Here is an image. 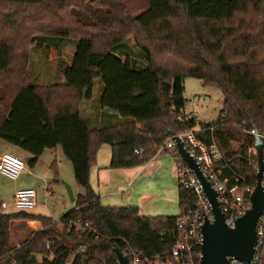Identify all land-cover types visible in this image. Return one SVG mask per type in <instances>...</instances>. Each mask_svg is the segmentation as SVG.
<instances>
[{"label":"trees","instance_id":"obj_1","mask_svg":"<svg viewBox=\"0 0 264 264\" xmlns=\"http://www.w3.org/2000/svg\"><path fill=\"white\" fill-rule=\"evenodd\" d=\"M147 2V10L131 16L121 0H0V143L29 153L30 167L44 150L59 147L84 189L57 222L27 211L0 213V264H116L115 250L127 246L169 254L175 221L195 205L194 196L179 184L176 216L101 205L89 169L102 144L111 147V169L130 168L153 158L171 133L192 131L221 152L213 170L223 184L255 185L249 131H264V0ZM52 38H60L57 56L68 41L78 42L70 64L57 66L63 81L43 85L29 70V54ZM129 38L141 58L117 53ZM186 77L221 90L216 120L195 128V118L184 115ZM95 79L103 84L100 106L115 111L119 122L89 129L79 105L91 99ZM19 220L42 227L15 247L11 229ZM75 222L87 224L86 231L77 232ZM79 245L84 250L77 253ZM258 264H264V224Z\"/></svg>","mask_w":264,"mask_h":264},{"label":"rangeland","instance_id":"obj_2","mask_svg":"<svg viewBox=\"0 0 264 264\" xmlns=\"http://www.w3.org/2000/svg\"><path fill=\"white\" fill-rule=\"evenodd\" d=\"M121 3L127 7L128 13L131 16H137L148 8L147 0H121ZM59 39L60 38H52L51 40L53 41L46 40L45 46H33L30 49L29 70L31 74L35 76L36 81L40 84L48 85L59 82L61 79L60 75L57 73L58 64L61 61L64 63H69L71 61L78 40L72 39L68 41L61 49L62 52L60 51L61 53L57 56L54 44ZM116 51L120 55H129L137 59L142 57L140 50L134 45L131 38L123 41ZM183 84L184 96L186 99L183 112L185 116L195 118V128H198L200 123H209L216 120L223 103L221 90L216 86L204 84L200 79L193 77H186ZM102 87L103 84L101 79H95L93 82L94 92L92 102L98 103L100 101ZM80 115L85 121V124H87L85 119L86 116L82 110H80ZM87 126L89 125L87 124ZM261 133H264V131ZM56 151L58 152V157L56 159L55 170L58 171L59 177H56L55 171L50 168L52 163L55 162V158L52 156L50 149L44 150L39 157V160L36 163L37 170L36 172L34 171V176H30L27 172H23L16 180H9L0 175V202L4 201L7 203V208L4 210V213L19 212V210L13 205L14 191L20 188L21 185L25 186L33 180L38 181V186L33 187L35 182L32 185L37 192V205L31 210H27V212L48 216L51 217L53 221L57 222L63 214L74 207L67 194L65 184L71 187L74 196L83 194L84 189L78 186L75 182L70 162L64 157L59 149ZM100 153V160L105 156H108L103 152ZM158 155L165 159L167 170L164 179L166 180L165 183L168 184V188L166 187L165 189L166 192H168V195L166 194L165 196H168L169 199L167 202H162L159 198H156L148 205L151 212H153L154 204H156L161 207L165 206L161 211L163 214L178 215L180 213L177 202L179 182L175 176V162L173 157L167 151L158 153ZM19 157L24 161L23 157L20 155ZM24 162H26V168L28 167L32 170L35 167L27 165V161ZM157 178V174H150L148 177V188L150 191L156 193L159 189L155 181ZM43 183L47 190L43 189V185H41ZM45 192H48L46 196ZM25 225H27V221L19 220L14 222V226L11 229L12 246L18 247L20 241H23L29 234L30 231H27V226ZM41 258L42 256L40 255L36 256L38 261H40Z\"/></svg>","mask_w":264,"mask_h":264},{"label":"built area","instance_id":"obj_3","mask_svg":"<svg viewBox=\"0 0 264 264\" xmlns=\"http://www.w3.org/2000/svg\"><path fill=\"white\" fill-rule=\"evenodd\" d=\"M249 133L253 137L258 135L264 142V133L254 129L249 131ZM176 135L180 138L183 147L194 158L203 175L217 193V204L223 215L225 224L229 228H233L235 221L251 207L250 196L255 185L227 187L218 179L213 170V165L222 160V154L217 146L214 143L205 145L199 142L192 131H186ZM161 149H165L173 157L178 182L192 193L195 198V205L178 215L175 221V226L178 231L177 241L168 255L157 253L147 254L127 246L125 251H123L127 259L126 264H200L201 245L203 241L201 227L205 219H208L209 222L213 221L211 206L199 180L178 153L172 136L163 142L159 150ZM25 166L26 164L23 159L13 153L3 152L0 154V175L9 180H16L24 171ZM262 186L264 188V174ZM36 197L37 194L34 188L17 189L13 195V205L19 211L31 210L37 204ZM5 207L6 203H1V208ZM263 224L264 214L257 224V235L259 239L251 262H242L234 257H228L227 259L230 264H258V252L262 245ZM74 225L77 232L83 233L86 231L87 224L83 225L75 222ZM83 250L84 246L79 245L76 252H83ZM67 264L70 263L68 262Z\"/></svg>","mask_w":264,"mask_h":264},{"label":"crops","instance_id":"obj_4","mask_svg":"<svg viewBox=\"0 0 264 264\" xmlns=\"http://www.w3.org/2000/svg\"><path fill=\"white\" fill-rule=\"evenodd\" d=\"M68 64H70V62ZM61 81L63 80L61 79ZM93 92L94 91L92 88L91 99L82 100L79 105V114H80V110L84 112L86 116L85 118L86 123L89 125L88 128L98 129L101 127L110 126L112 124H117L119 122V119L115 111L109 110L107 108H102L99 102L98 103L92 102ZM58 149L61 151L59 147L50 149L51 154L55 159H57L58 157L57 156L58 152L56 151ZM164 151L166 150L158 149L155 156L142 165H139L136 167H130V168L111 169L109 167L110 160H111V147L108 144L101 145L95 156V164L91 166L89 169V184L91 188L93 189V191L99 196L101 205L103 206H136L138 209L139 216H146V217L176 216V215L163 214V212L161 211L163 208H165V206L161 207L156 204H154V210L153 212H151L150 207L148 205L150 204V202L154 201L156 198H159L162 202H167L169 199L168 196H165L168 193L165 190L166 187L168 188L167 186L168 184L165 183L166 180L164 179L167 167L165 165L164 157H161L160 155H158V153H161ZM3 152L15 153V155L17 156L20 155L21 157L24 158V161H27V165H28V161L31 158V155L29 153L13 145H10L6 142L0 143V154ZM100 152H103L108 156H105L103 159L100 160V156H101ZM36 166L37 165L35 164V167L32 170L29 169L28 167L27 168L25 167L23 172H27L28 175L34 176L37 170ZM174 171H175V166H174ZM150 174L158 175V178L155 180L157 183L156 185L159 188L157 193L150 191L148 188L149 187L148 177ZM175 174H176V171H175ZM57 177H59L58 171H57ZM34 182H35V185L33 187L38 186V181L33 180L32 182L27 183L25 186L21 185L20 188L18 189L33 188L32 185L34 184ZM41 185H43V189H46L44 183ZM46 194H48V192H45V196ZM3 202L4 201L0 202V213H4V210L7 208L6 202H4L6 203V207L1 208V203ZM177 202H178V194H177ZM72 203L74 204V202ZM34 214H37V213H34ZM25 226H27V231H30V232L40 230L42 227L41 223L36 220H28L27 225Z\"/></svg>","mask_w":264,"mask_h":264},{"label":"water","instance_id":"obj_5","mask_svg":"<svg viewBox=\"0 0 264 264\" xmlns=\"http://www.w3.org/2000/svg\"><path fill=\"white\" fill-rule=\"evenodd\" d=\"M171 136L175 141L178 153L202 185L204 194L212 209L213 221L209 222L208 219H205L201 227L203 241L200 264H230L228 257H234L239 261L250 263L259 239L257 224L264 214V188L262 186L264 142L258 135H255L254 148L257 157V172L255 186L250 196L251 207L235 221L233 228H229L225 224L223 215L218 207L217 193L203 175L194 158L183 147L180 138L174 133H171ZM65 187L70 201L74 202L75 197L71 187L66 184ZM114 253L117 264H126L127 259L122 251L115 250ZM84 262L86 263V259Z\"/></svg>","mask_w":264,"mask_h":264}]
</instances>
